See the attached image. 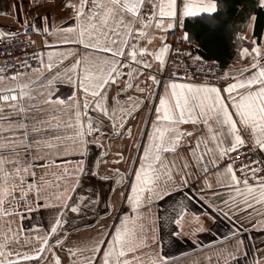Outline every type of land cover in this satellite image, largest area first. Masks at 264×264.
I'll list each match as a JSON object with an SVG mask.
<instances>
[{
    "label": "snow or ice",
    "instance_id": "snow-or-ice-1",
    "mask_svg": "<svg viewBox=\"0 0 264 264\" xmlns=\"http://www.w3.org/2000/svg\"><path fill=\"white\" fill-rule=\"evenodd\" d=\"M219 7L32 0L21 21L12 5L20 27L0 29V264H264V38L238 34L251 47L223 67L174 50L191 45L189 18L217 27ZM221 218L202 243L205 220ZM186 235L191 250L170 255Z\"/></svg>",
    "mask_w": 264,
    "mask_h": 264
},
{
    "label": "trees",
    "instance_id": "trees-1",
    "mask_svg": "<svg viewBox=\"0 0 264 264\" xmlns=\"http://www.w3.org/2000/svg\"><path fill=\"white\" fill-rule=\"evenodd\" d=\"M251 14H256V28H259L264 8L258 6V0H220L217 27H206L189 18L185 30L197 43L199 54L225 66L235 56L237 35L244 30Z\"/></svg>",
    "mask_w": 264,
    "mask_h": 264
},
{
    "label": "crops",
    "instance_id": "crops-1",
    "mask_svg": "<svg viewBox=\"0 0 264 264\" xmlns=\"http://www.w3.org/2000/svg\"><path fill=\"white\" fill-rule=\"evenodd\" d=\"M14 3L18 4V5H22V12L19 13V20L22 21L25 18V16L31 17V16L36 15V9H32L30 11L32 0H0V29H2V30H13V29H17L20 27V25L17 21V15L18 14L12 8V5ZM3 13H10V14L5 15ZM251 15L256 16V14H251ZM245 34H247L248 40L255 38L259 42L260 39L264 38V14L262 15L260 27L256 28V20H255L253 28L248 29L247 27H245L240 35H245ZM184 44H185L186 48L191 53H193L195 55L202 56L201 54H199L197 52V50H196L197 43L192 38H191V45H189L187 42H185ZM240 46L251 47V45H250V43H248V41L238 40V47H240ZM202 57H204V56H202ZM204 58H206V57H204ZM207 59H209V58H207ZM210 60H216V59H210ZM216 61H218V60H216ZM230 62H231V60L227 64H229ZM64 90L67 91L66 86H65ZM262 155H264V154H262ZM191 210L194 212H203L204 211L203 207L200 204L196 203L195 201L193 202V206H192ZM185 224H186V228H185L186 232H190L191 228L195 227V225H191L189 223V221H186ZM225 224H227V221H224L222 218L217 219L216 221L205 220V226L208 227L209 225H211V228H210V231L199 234L198 235L199 240L202 243L207 244L209 239L213 235L216 234L217 227H219L222 231L223 226ZM245 235H248V234H245ZM194 239H196V237L191 236V235H186L182 238H178L179 242L177 244V247L175 249H172V250H169L166 248V251H169V254L172 256H178L181 252L187 253L193 247V240ZM182 264H183V262H182ZM241 264H243L242 261H241Z\"/></svg>",
    "mask_w": 264,
    "mask_h": 264
},
{
    "label": "built area",
    "instance_id": "built-area-1",
    "mask_svg": "<svg viewBox=\"0 0 264 264\" xmlns=\"http://www.w3.org/2000/svg\"><path fill=\"white\" fill-rule=\"evenodd\" d=\"M177 32H179V29H177ZM17 41H18V46H17V51H19V46H22V45H24V44H27V40H28V37H27V35H24V34H21L18 38H15ZM172 39V36H171V33H169V40H171ZM31 47V46H30ZM176 47H179V48H181L183 51H185V52H188L189 50L186 48V46H185V44L183 43V44H176V45H174V50H175V48ZM3 49L2 48H0V51H2ZM173 55H175V51H173ZM192 55L193 56H196L195 54H193L192 53ZM4 58H6V57H0V60H2V59H4ZM204 58V57H203ZM205 60H209V61H211L210 59H207V58H204ZM200 78H203L202 76L200 77ZM250 158L252 159V160H257L258 159V156L257 155H251L250 156ZM236 159V155H235V153H233V160H235ZM248 159H249V156H245L241 161H240V163H247L248 162ZM240 163H237L236 164V167H237V169H239L240 168Z\"/></svg>",
    "mask_w": 264,
    "mask_h": 264
}]
</instances>
